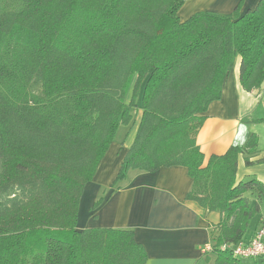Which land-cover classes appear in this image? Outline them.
Returning a JSON list of instances; mask_svg holds the SVG:
<instances>
[{
	"label": "trees",
	"instance_id": "obj_1",
	"mask_svg": "<svg viewBox=\"0 0 264 264\" xmlns=\"http://www.w3.org/2000/svg\"><path fill=\"white\" fill-rule=\"evenodd\" d=\"M185 2L0 0V264H146L132 230L77 228L86 184L138 110L115 183L186 167V201L222 216L206 258L259 263L234 253L264 212L262 182L236 181L240 154L264 161L251 160L258 136L206 159L197 135L238 56L244 89H264V0L182 21Z\"/></svg>",
	"mask_w": 264,
	"mask_h": 264
},
{
	"label": "crops",
	"instance_id": "obj_2",
	"mask_svg": "<svg viewBox=\"0 0 264 264\" xmlns=\"http://www.w3.org/2000/svg\"><path fill=\"white\" fill-rule=\"evenodd\" d=\"M258 2L186 0L179 16L184 21L198 11L229 14L237 7L243 13ZM240 63L238 56L223 84L221 97L208 106L197 135L206 159L224 154L231 146L245 145L253 134L258 136L260 152L251 160L264 158V89H244ZM140 117L141 110H138L136 125L124 126L121 135L116 134L93 179L86 184L80 199L77 228L132 230L148 253L146 264H214L206 258L204 250L210 242L212 227L219 224L222 216L220 212H208L186 201L192 187L186 167H162L153 172L132 169L124 180L115 183L124 156L135 140ZM250 176L264 185V161L247 165L240 154L236 181ZM258 224L259 220L252 224L247 239ZM263 260L258 264H264Z\"/></svg>",
	"mask_w": 264,
	"mask_h": 264
},
{
	"label": "built area",
	"instance_id": "obj_3",
	"mask_svg": "<svg viewBox=\"0 0 264 264\" xmlns=\"http://www.w3.org/2000/svg\"><path fill=\"white\" fill-rule=\"evenodd\" d=\"M211 250L212 244L209 242L205 246L204 253ZM234 253L241 257L264 259V212L251 240L247 243L241 242L235 246Z\"/></svg>",
	"mask_w": 264,
	"mask_h": 264
},
{
	"label": "rangeland",
	"instance_id": "obj_4",
	"mask_svg": "<svg viewBox=\"0 0 264 264\" xmlns=\"http://www.w3.org/2000/svg\"><path fill=\"white\" fill-rule=\"evenodd\" d=\"M123 127H124V126H122V127L119 128V131H118V133H117V136H120V135H121L122 130H123ZM253 223H254V222H253ZM210 257H211V258H210L211 261L214 262V260H215V255H211ZM260 260H261V259H259V261H260Z\"/></svg>",
	"mask_w": 264,
	"mask_h": 264
}]
</instances>
